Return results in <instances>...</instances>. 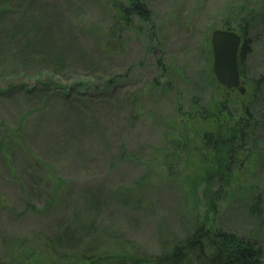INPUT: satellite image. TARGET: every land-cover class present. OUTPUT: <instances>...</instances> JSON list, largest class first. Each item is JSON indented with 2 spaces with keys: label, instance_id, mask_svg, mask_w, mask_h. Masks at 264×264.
I'll use <instances>...</instances> for the list:
<instances>
[{
  "label": "rangeland",
  "instance_id": "374dc122",
  "mask_svg": "<svg viewBox=\"0 0 264 264\" xmlns=\"http://www.w3.org/2000/svg\"><path fill=\"white\" fill-rule=\"evenodd\" d=\"M118 4L147 17L124 21ZM20 9L66 63L18 55L21 37L0 54V264L160 256L200 228L251 243L264 263V0ZM229 27L247 32L246 96L214 73L212 36ZM109 30L115 55L103 51Z\"/></svg>",
  "mask_w": 264,
  "mask_h": 264
},
{
  "label": "trees",
  "instance_id": "16d2710c",
  "mask_svg": "<svg viewBox=\"0 0 264 264\" xmlns=\"http://www.w3.org/2000/svg\"><path fill=\"white\" fill-rule=\"evenodd\" d=\"M19 2V3H18ZM18 3L16 6L14 4ZM20 0H0V54L8 47L9 43L21 37V42L17 47L18 55L27 54L29 58L35 59L45 57L51 60V64L56 69H61L66 63V59L61 54L53 53L54 45L51 47L49 30L41 32V37L37 33V21L34 18L27 19L23 12H19ZM124 16L126 21L131 16L143 17L146 11L141 5L126 8L121 4L115 7ZM22 10V9H20ZM24 17L19 19V15ZM147 17V15L145 16ZM25 19V20H24ZM28 20V21H27ZM34 22H33V21ZM25 21V28L20 26L19 22ZM27 21V22H26ZM123 21L119 20L118 24ZM17 24V25H16ZM32 25L28 27L26 25ZM124 24V22H123ZM129 24V22H128ZM42 31V30H41ZM34 32V34L31 33ZM242 38L244 43L240 50L239 60L241 62L248 54V43L246 40L247 32L242 30ZM36 36H39L36 41ZM103 51L109 55L117 54V48L120 39V32L109 30L106 35ZM16 43V42H15ZM59 56V57H58ZM264 83V78L261 80ZM27 97L35 98L37 92H30ZM90 207L95 204L88 202ZM75 235L71 231H66L62 235H58L56 242L61 247L70 246L75 242ZM104 264H264L261 260V250L251 243H245L237 239L233 235L213 234L207 229L200 228L195 234L189 236L185 241L178 243L169 252L160 256L140 255L133 258H123L118 260L109 259Z\"/></svg>",
  "mask_w": 264,
  "mask_h": 264
},
{
  "label": "water",
  "instance_id": "95a60500",
  "mask_svg": "<svg viewBox=\"0 0 264 264\" xmlns=\"http://www.w3.org/2000/svg\"><path fill=\"white\" fill-rule=\"evenodd\" d=\"M242 38L235 31H215L212 36L214 56V73L218 83L228 90L238 89L246 94L240 86L239 52Z\"/></svg>",
  "mask_w": 264,
  "mask_h": 264
},
{
  "label": "flooded vegetation",
  "instance_id": "af4514ba",
  "mask_svg": "<svg viewBox=\"0 0 264 264\" xmlns=\"http://www.w3.org/2000/svg\"><path fill=\"white\" fill-rule=\"evenodd\" d=\"M228 30L235 31V32H236L238 35H240L241 38H242V34L239 33V32L237 31V29H233L232 27H229L227 30H223V31H228ZM243 43H244V39L242 38V44H243ZM241 49H242V48H241ZM240 65H241V62H240V60H239L240 86H243L244 83L242 82V74H241ZM227 90H228V89H227ZM235 90H238V89H234V90H230V91H235ZM238 91H239V90H238ZM243 96H244V95H243ZM245 96H246V94H245ZM218 114H219V113H218ZM215 157H216L215 162H216L217 167H219V169L222 170V169L224 168V164H223L224 159H223V161H222V160H220V157H219V156H215ZM221 158H223V157H221Z\"/></svg>",
  "mask_w": 264,
  "mask_h": 264
}]
</instances>
